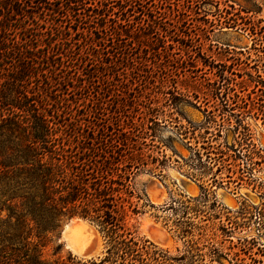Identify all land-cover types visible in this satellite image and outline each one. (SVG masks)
Returning <instances> with one entry per match:
<instances>
[{
    "label": "rangeland",
    "instance_id": "rangeland-1",
    "mask_svg": "<svg viewBox=\"0 0 264 264\" xmlns=\"http://www.w3.org/2000/svg\"><path fill=\"white\" fill-rule=\"evenodd\" d=\"M73 1L0 0V115L40 130L44 116L52 139L120 165L128 226L171 256L195 244V264H264V37L224 23L227 9L264 26V0ZM27 39L52 46L37 69ZM3 124L11 153L27 131ZM82 219L59 221L46 260L77 257L64 233Z\"/></svg>",
    "mask_w": 264,
    "mask_h": 264
},
{
    "label": "trees",
    "instance_id": "trees-1",
    "mask_svg": "<svg viewBox=\"0 0 264 264\" xmlns=\"http://www.w3.org/2000/svg\"><path fill=\"white\" fill-rule=\"evenodd\" d=\"M66 6L78 11L80 1L68 0ZM224 12L229 28L242 27L252 36L264 37L263 20L255 22L241 15L250 11ZM33 42L24 41L18 56L21 64L37 69L34 65L40 60L52 58V46L42 47L41 52L47 53L40 57ZM39 119L42 130L20 113L0 115L2 129L5 124H1L8 122L27 131L24 143L13 142L11 153L0 150V264H195L203 258L195 244L171 256L141 237L135 227H129L128 214L140 213L132 202L135 194L130 175L106 157L80 154L62 140L52 139L47 120L44 116ZM75 217L97 227L106 245L104 254L92 259L69 256L66 261L46 260L44 251L52 241L50 234L58 229L61 219ZM61 249L59 243L55 254Z\"/></svg>",
    "mask_w": 264,
    "mask_h": 264
},
{
    "label": "bare ground",
    "instance_id": "bare-ground-1",
    "mask_svg": "<svg viewBox=\"0 0 264 264\" xmlns=\"http://www.w3.org/2000/svg\"><path fill=\"white\" fill-rule=\"evenodd\" d=\"M161 189L162 186L159 184H157L154 188V190L158 192V195L162 194ZM228 204L230 206L233 205L231 201H228ZM148 224L150 225V223ZM64 234L66 237L65 239H67L68 248L75 256L79 257L80 259H91L96 255H98L101 240H100L99 232L94 226L90 225L89 223L83 220L82 221L74 220L65 229ZM160 239L161 240L163 239L161 235H160Z\"/></svg>",
    "mask_w": 264,
    "mask_h": 264
},
{
    "label": "water",
    "instance_id": "water-1",
    "mask_svg": "<svg viewBox=\"0 0 264 264\" xmlns=\"http://www.w3.org/2000/svg\"><path fill=\"white\" fill-rule=\"evenodd\" d=\"M83 221H85V222H87V223H89L90 225H92V226H94L95 227V225L92 223V222H90V221H88V220H86V219H82ZM72 222V221H71ZM71 222L68 224V225H66V227H65V229L71 224ZM156 240H157V242H163V239L161 240L160 239V236H158V238H156Z\"/></svg>",
    "mask_w": 264,
    "mask_h": 264
}]
</instances>
